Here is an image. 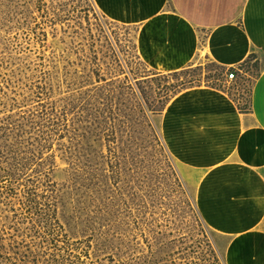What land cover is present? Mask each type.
<instances>
[{"label":"rangeland","instance_id":"1","mask_svg":"<svg viewBox=\"0 0 264 264\" xmlns=\"http://www.w3.org/2000/svg\"><path fill=\"white\" fill-rule=\"evenodd\" d=\"M42 32L66 58L58 70L64 88L83 86L77 98L89 108L79 133H92L61 141L70 159L58 157L52 176L64 250L43 255L40 242L32 241L26 254H17L19 206L0 202V264H224L156 123L172 99L190 89L178 88L186 80L193 88L228 91L249 111L262 58L243 65L232 83L207 58L178 78L155 74L139 57L136 28L111 21L94 0H0V97L9 82L19 83L14 72L35 59L28 36Z\"/></svg>","mask_w":264,"mask_h":264},{"label":"crops","instance_id":"2","mask_svg":"<svg viewBox=\"0 0 264 264\" xmlns=\"http://www.w3.org/2000/svg\"><path fill=\"white\" fill-rule=\"evenodd\" d=\"M94 2L111 21L136 28L139 57L156 72L207 58L238 77L250 55L262 58L249 111L228 91L194 87L156 125L223 263L264 264V0Z\"/></svg>","mask_w":264,"mask_h":264},{"label":"trees","instance_id":"3","mask_svg":"<svg viewBox=\"0 0 264 264\" xmlns=\"http://www.w3.org/2000/svg\"><path fill=\"white\" fill-rule=\"evenodd\" d=\"M33 44L37 48L35 59L14 72V75L21 76L19 83L9 82L8 92L0 97V202L19 206L15 230L19 234L15 241L20 251L17 254H26L31 244L35 246L40 242L43 247L41 254L49 255L52 249L61 253L64 249L59 250V244L67 243L58 216L57 184L52 180L58 169L57 158L63 161L70 159L66 145L60 143L69 135L71 138V134L73 141L87 138V134L92 132L82 128L84 133H79L80 116L89 107L82 106L77 98L78 90L81 91L83 86L77 90L70 89V85L64 88L67 80L58 71L66 61L64 54L49 46L47 32L28 36L27 46L34 48ZM252 58L257 59V54L250 55L242 66ZM255 67L258 70L256 79L261 69L259 63ZM187 69L169 76L178 78L186 74ZM221 69L226 72V69ZM192 82L186 80L178 88L189 85L193 88ZM212 88L222 90L215 86ZM12 209L14 212L16 208ZM212 254L217 259L214 251Z\"/></svg>","mask_w":264,"mask_h":264},{"label":"built area","instance_id":"4","mask_svg":"<svg viewBox=\"0 0 264 264\" xmlns=\"http://www.w3.org/2000/svg\"><path fill=\"white\" fill-rule=\"evenodd\" d=\"M227 79L228 81L230 82H233L237 79V74H236V71H234L233 69H229L227 71Z\"/></svg>","mask_w":264,"mask_h":264}]
</instances>
